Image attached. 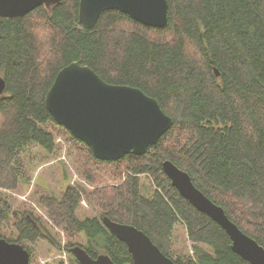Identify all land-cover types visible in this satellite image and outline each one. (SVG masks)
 Segmentation results:
<instances>
[{"label":"trees","instance_id":"obj_1","mask_svg":"<svg viewBox=\"0 0 264 264\" xmlns=\"http://www.w3.org/2000/svg\"><path fill=\"white\" fill-rule=\"evenodd\" d=\"M80 1L0 17V74L6 82L0 97V238L22 246L38 240L61 245L32 212L14 210L8 192L31 181L22 174L29 168L25 150L37 144L54 153L56 137L46 124L65 128L55 123L45 98L59 71L78 61L109 84L157 99L175 122L145 155L119 161L98 160L71 136L89 155L88 166L99 170L94 181L83 173L90 183L119 181L85 192L101 219L77 216L83 201L77 188H67L62 198L41 197L53 224L86 238L83 248L91 258L108 255L116 264H133V258L103 217L143 231L176 264H250L233 251L222 226L173 187L162 163L170 160L187 172L197 189L264 247V0H168L163 29L119 11L103 13L86 29L79 24ZM177 225L193 244L189 257H173Z\"/></svg>","mask_w":264,"mask_h":264},{"label":"water","instance_id":"obj_2","mask_svg":"<svg viewBox=\"0 0 264 264\" xmlns=\"http://www.w3.org/2000/svg\"><path fill=\"white\" fill-rule=\"evenodd\" d=\"M62 0H0L1 18H20L40 6L50 9ZM119 11L135 22L163 29L168 24V0H81L80 25L92 29L101 15ZM216 76H219L216 71ZM6 90L0 75V97ZM56 124L91 148L101 161H119L127 155L143 156L172 128L175 120L157 99L139 88L105 82L92 68L78 61L63 67L45 98ZM162 168L181 196L222 226L230 236L233 251L250 264H264V247L245 234L194 185L190 175L170 160ZM103 223L124 242L133 264H176L143 231L108 217ZM80 264H116L110 256L91 258L81 246L70 251ZM31 255L21 244L0 238V264H30ZM131 264V263H130Z\"/></svg>","mask_w":264,"mask_h":264},{"label":"rangeland","instance_id":"obj_3","mask_svg":"<svg viewBox=\"0 0 264 264\" xmlns=\"http://www.w3.org/2000/svg\"><path fill=\"white\" fill-rule=\"evenodd\" d=\"M36 29L37 35L43 38L40 28L36 27ZM46 126L48 127H46V130L53 132L56 137L54 153L48 152L37 144L25 150L22 155L23 161L29 168H25L22 174L24 177L29 176L31 181L26 188H21L17 192H8V194L13 203L14 210L32 212L39 219V222L52 233L55 239L61 242L60 247L53 246L44 240H38L35 244L24 242L23 245L28 248L32 256L30 264H45L50 255H58L59 252L66 254L64 251L69 254L70 264H72L71 252L69 251L70 245L77 242L82 246H86V238L79 234H69L64 229L54 225L45 208L39 204V199L43 196L62 198L67 188L73 186L81 187L83 201L77 211V216L81 219L96 217L101 219V214L98 213L99 207H97L96 203L93 204L96 208L91 205V202L85 196V192H92L96 188L95 186L117 184L119 180L116 182L112 181L111 183L101 182L99 185L90 183L83 176L84 172L91 177V181L99 180V178L95 177L97 175L95 173L97 168L91 164L88 166L90 158L87 152L83 148H79L67 130L50 127L53 126L51 123L46 124ZM57 140L60 141L58 142ZM75 176L77 179H75ZM143 182L146 186H150L145 178H143ZM7 238L13 241L17 240V237L11 238L10 235ZM173 238L174 259L189 257L194 253L193 244L190 242L187 229L184 226H176ZM202 247L206 251H210L207 246L202 245ZM61 262L56 261L52 264H60Z\"/></svg>","mask_w":264,"mask_h":264},{"label":"bare ground","instance_id":"obj_4","mask_svg":"<svg viewBox=\"0 0 264 264\" xmlns=\"http://www.w3.org/2000/svg\"><path fill=\"white\" fill-rule=\"evenodd\" d=\"M40 7H41V6H40ZM101 16H102V15H101ZM138 23L143 24L142 22H139V21H138ZM79 24H80V19H79ZM143 25H144V26H147V27L155 28V27L148 26V25H145V24H143ZM95 26H96V25H95ZM95 26H94V27H95ZM94 27H93V28H94ZM0 75H1V74H0ZM1 76H2V75H1ZM53 84H54V83H53ZM52 86H53V85H52ZM52 86H51V87H52ZM133 88H134V87H133ZM50 89H51V88H50ZM50 89H49V90H50ZM48 92H49V91H48ZM48 92H47V93H48ZM188 201H189V200H188ZM123 243H124V242H123Z\"/></svg>","mask_w":264,"mask_h":264},{"label":"flooded vegetation","instance_id":"obj_5","mask_svg":"<svg viewBox=\"0 0 264 264\" xmlns=\"http://www.w3.org/2000/svg\"><path fill=\"white\" fill-rule=\"evenodd\" d=\"M101 256V255H100Z\"/></svg>","mask_w":264,"mask_h":264}]
</instances>
